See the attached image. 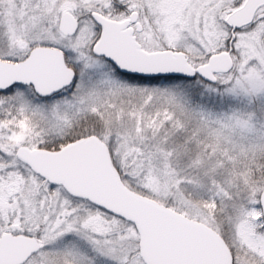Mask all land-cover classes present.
Returning <instances> with one entry per match:
<instances>
[{
	"label": "snow or ice",
	"instance_id": "6c2138e0",
	"mask_svg": "<svg viewBox=\"0 0 264 264\" xmlns=\"http://www.w3.org/2000/svg\"><path fill=\"white\" fill-rule=\"evenodd\" d=\"M0 264H264V0H0Z\"/></svg>",
	"mask_w": 264,
	"mask_h": 264
}]
</instances>
